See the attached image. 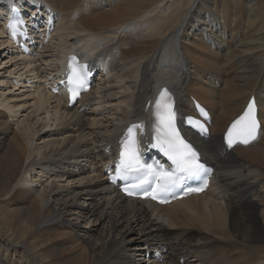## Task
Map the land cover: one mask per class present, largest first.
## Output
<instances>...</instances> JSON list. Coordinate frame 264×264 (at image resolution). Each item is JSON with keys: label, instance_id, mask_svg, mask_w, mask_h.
<instances>
[{"label": "bare ground", "instance_id": "bare-ground-1", "mask_svg": "<svg viewBox=\"0 0 264 264\" xmlns=\"http://www.w3.org/2000/svg\"><path fill=\"white\" fill-rule=\"evenodd\" d=\"M21 1L22 14L45 13L56 29L40 57L35 45L28 55L9 48L25 70L13 86L38 82L25 99L0 89V264H264V0ZM66 51L110 77L73 108L44 85ZM165 89L179 111L193 100L208 109V138L191 137L215 164V184L156 206L119 194L101 166L126 124L155 121ZM253 95L258 138L227 151L222 133Z\"/></svg>", "mask_w": 264, "mask_h": 264}, {"label": "snow or ice", "instance_id": "snow-or-ice-1", "mask_svg": "<svg viewBox=\"0 0 264 264\" xmlns=\"http://www.w3.org/2000/svg\"><path fill=\"white\" fill-rule=\"evenodd\" d=\"M16 11L15 8L12 9ZM15 23L9 24V29L15 36ZM75 61V58H72ZM86 68L74 66L72 62L69 63V85H76L77 87H84ZM72 99L75 100L76 91L70 88ZM254 102H250L244 114L233 123L232 128L228 132V144L232 146L233 130L238 129L237 135L243 137L242 142L247 144L249 141L256 138L257 130L259 128V121L254 112ZM177 113L174 106V100L170 93L163 90L155 102V132L157 135L155 139L157 144L154 147H160L162 151L171 159L176 166L175 171L167 172L160 170L159 172L150 173L154 178L155 187L150 192L143 194L133 193L127 191L128 195H144L153 200H159L161 203L167 202L166 195L175 187H178L180 182L184 179L195 178L203 169V165L198 160V154L194 148L181 137L178 128L176 127ZM195 123V122H193ZM142 126L133 125L127 129L128 139L122 142V149L120 151V160L117 165V172H123L124 176L130 170H134L135 166L139 164L138 157V140L136 138V129ZM167 145V147H165ZM189 191L199 192L200 188L189 189Z\"/></svg>", "mask_w": 264, "mask_h": 264}, {"label": "rangeland", "instance_id": "rangeland-1", "mask_svg": "<svg viewBox=\"0 0 264 264\" xmlns=\"http://www.w3.org/2000/svg\"><path fill=\"white\" fill-rule=\"evenodd\" d=\"M227 37H228V35H227ZM179 44L180 43L178 41H176L174 43V45H173V50H175V51L178 50ZM10 49L7 48V50H4V52L0 53V68H1L0 69V80L2 78H5L7 81L9 80L8 84L4 83L2 85V83H0V89H2L1 91H3V92L4 91H7V89H13V91L9 93L11 95V97H13V98H15V97L16 98H22V97L26 96V97H24V99H25V98H28L27 95H29V94H27V92L28 93H31V92L33 93V88H30L31 85H36L38 81L36 79H34L32 81V77H34L33 75L30 76V77H26L25 76V78L27 80L23 79L21 82H18V85H14L13 86L12 82L13 81L14 82L19 81L20 79L18 80V78L19 77H23V74H21V73H24L23 71H25V70L19 71V69L21 68V65L20 64H21L22 61H18V60H20L19 57H18L19 55L15 54V53L12 54L10 52L11 51ZM10 56H12V57H10ZM3 60L7 61V63L3 62ZM8 61H11V62L9 63ZM11 64H13L12 65L13 68L12 67H9ZM4 67H6V69H9L11 71H8V70L5 71ZM12 70H16V71H12ZM160 70H161L162 77L164 78V77L168 76V74L170 73V70L171 69H170V66L164 64L163 66L160 67ZM3 71H4V73H3ZM29 78H31V79H29ZM144 86H145V88H147L149 90H152V88H153L151 81H147ZM193 88H194V86H193ZM219 91H221V90H219ZM195 92H196V89H195ZM196 96H198L197 95V92H196ZM28 100H29V103H31L32 100L31 99H28ZM20 102H22V101H20ZM27 111H28V109L26 110V107L24 109H22V111H18L19 114L17 115V117H14L13 121H10V122H14L15 123L20 118V115L21 114H24ZM36 171L37 170L31 171V172L34 173Z\"/></svg>", "mask_w": 264, "mask_h": 264}]
</instances>
